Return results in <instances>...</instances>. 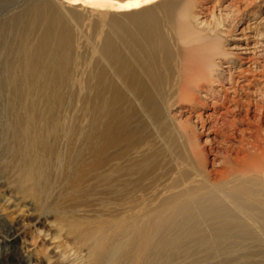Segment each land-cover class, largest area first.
<instances>
[{
	"label": "rangeland",
	"instance_id": "rangeland-1",
	"mask_svg": "<svg viewBox=\"0 0 264 264\" xmlns=\"http://www.w3.org/2000/svg\"><path fill=\"white\" fill-rule=\"evenodd\" d=\"M26 1L21 0L8 12L0 11V26L3 25L0 27V264H85L86 261L90 264V260L99 262L101 258L105 259L104 264H264V233L252 228L251 221L242 227L243 230L226 235L220 241L215 239L218 243L212 241L202 246L192 243L185 247L151 250L138 261L134 257L139 255L137 251L123 254L112 242L121 223L117 209L106 203L102 186L98 185L99 177L107 182L114 177L113 174L100 172L93 175L94 179L71 187L72 167L78 166L72 162L73 158L79 160L76 158L79 156V161L87 160V145L81 135L89 129V121L97 117L93 110L97 113L96 110L103 108L114 113L116 119L111 123L117 131L112 134L120 139L110 149L118 155L112 167L129 165L128 156L120 157L124 154H153L164 173L161 181L156 183L154 197L157 200L184 190L187 191L184 200H193L191 194L197 191L204 194V199L211 192L210 187L217 182L220 172L226 169V158L233 155V147L239 142L240 133L237 134L236 130L233 137L225 140L217 131L226 126L223 121L232 122L240 116L229 112L235 105L223 99L226 94L224 86L228 85L227 79L232 78L229 66L233 65L236 71L255 66L254 61L246 59L247 55H240L233 48L239 43L264 46V0H148L143 7L113 13L121 15L153 9L167 35L171 33L179 40V43L174 40L175 45L181 47L185 42L198 45L199 39L216 43L208 52H214L217 59L215 63L206 64L205 68L211 69L212 80L214 77L223 78L224 85H217L219 82L206 84L204 79L197 78L194 82L198 89L191 92L192 99L180 100L175 95L165 107L166 112L164 108L163 119L155 123L150 121L153 110L141 109L142 99L140 102L135 100L136 103L131 100L125 103L120 99L116 105H105L98 98L106 81L114 82L120 91L126 90L115 68L99 53L108 30L106 21L109 18L106 17L114 11L113 8L89 3L86 6L70 5L69 0H66L68 3L51 0L65 18L52 24L56 25L55 37L68 52L70 84L61 86L60 92L63 100L72 104V110L59 111L61 119L58 118L55 124L58 129L56 137L52 131L54 125L44 130L54 149L51 147L41 155L37 149H32L29 140L23 139L30 138L28 133H24L27 125L21 124L25 119L28 121V114L15 96L17 89L13 93L11 89L20 86L22 78L14 67L7 68L5 64L14 65L18 58V37L23 22L17 19L27 10L29 4ZM25 14L28 15V11ZM48 15L51 16L50 13ZM173 23L187 25V29L182 31L185 41L173 31ZM257 47L255 58L264 56V47ZM75 51L77 55H74ZM262 65L257 66L263 69ZM205 84L220 93L218 104L213 103V96L204 92L207 89ZM256 88L254 85L250 90L245 87L252 94L243 100L248 102L260 98L253 95ZM127 95L132 99L131 92ZM45 112L47 110L43 109ZM105 115L101 118L106 122L110 115ZM236 127L242 129L243 126ZM33 135L36 134L33 132ZM34 157H38L35 165L32 162ZM234 181L238 186L233 192L236 196L238 194L246 201H260L251 190L262 189L257 175ZM217 222L210 220L203 229L210 231Z\"/></svg>",
	"mask_w": 264,
	"mask_h": 264
},
{
	"label": "bare ground",
	"instance_id": "bare-ground-1",
	"mask_svg": "<svg viewBox=\"0 0 264 264\" xmlns=\"http://www.w3.org/2000/svg\"><path fill=\"white\" fill-rule=\"evenodd\" d=\"M147 1L69 0V4L82 6H86V3L100 4V7L113 8L114 11L106 17L109 18L106 21L108 30L104 34L99 53L109 65L115 68L126 90L120 91L114 82L106 81L98 98L105 105H116L120 99L125 103L129 100L140 102L142 99L144 103L143 105L141 103L142 108H140L152 109L153 113L150 114L151 119H149L155 123L163 119L164 108L172 102L175 95L180 100L192 99L191 92L198 89V84L194 82L197 78L201 77L206 84L213 82L216 85L214 82H219L217 85L220 86L224 85L222 84L224 80L215 77L212 80L211 69L205 68L206 64L215 63L217 59L214 52H208V49L214 48L216 43L204 40L202 42L199 39L198 45L186 42L181 47L175 45L176 38L171 33L167 35L153 9L130 14H113L143 7ZM20 2L21 0L14 3L11 0H0V11L8 12L12 7H17ZM26 2L29 4L27 10H24L17 19L23 22L20 25L18 37V58L14 65L5 64L8 65L7 68L14 67L22 78L21 85L13 86L11 89L12 93L17 89L15 96L29 115L26 116L28 121L25 119L21 124L27 125L24 133H28L30 138L23 139L29 140L32 149H37L36 152L41 155L51 147L54 149V146L49 144L50 141H47L44 130L55 126L61 109L63 113L64 110H72V104L65 102L60 92L61 86L70 84L67 62L69 57L68 52L55 37L56 25L52 24L54 21V23H60L65 19L60 15L58 5L51 0H27ZM65 3L68 1L65 0ZM26 11L30 15H26ZM49 13L51 16H47ZM2 26L1 24L0 27ZM173 27L175 29L173 31L180 35V40H184L182 31L187 29V25L173 23ZM249 45V43L246 46L239 43L233 49L238 50L240 55H247L246 59L250 62L254 61L255 66L248 69H241L240 66L238 67L240 71H236L233 65L229 66L232 78L227 79L228 85L224 86L226 94L223 99L235 105L232 110L228 108L229 112L235 113L234 116H240L232 121L234 123L223 121L222 124L226 126L217 130L221 133L223 140L226 137H233L237 131V134L240 133L239 142L233 147V155L226 158V167H224L226 169L223 172L219 171L217 182L210 187L211 192L207 193L204 199H202L204 194L197 191L191 194L193 200H184L187 192L184 187V192L157 200L154 197L157 192L156 183L161 181L164 173L153 154L145 153L138 156L124 154L120 157L128 156L127 161H131L129 165L112 167V162L118 159V155L110 149L120 142V139L113 135L117 128L112 125L111 120L116 118L113 112H107L103 108L96 110L97 113L93 110L97 117L89 121V129L81 135L87 145V160L81 162L79 161L81 158L75 156L79 160L73 158L72 162L78 166L75 165V169L72 167V172L68 170L72 175L71 187L94 179L93 177L101 174L100 172L111 173L115 177L107 182H104L105 178L99 177L100 185L98 186H102L106 203L111 204L112 208L118 211L121 226L115 232L116 237L112 241L115 242L118 252L132 254L137 251L139 255L134 257L138 260L151 250L185 247L192 243L199 246L209 245L212 241L218 243L226 235L243 230L242 227L250 223L249 221L252 222V228L264 233V84H262L264 83V65H262L263 69L257 66L264 64V56L255 58L254 52L257 46ZM2 54L4 55V52ZM74 55H77L76 51ZM5 57L8 56L5 55ZM259 59H263L262 62ZM258 75L262 78H257ZM206 84L207 89L204 92L207 91L206 94L213 96V103L218 104L220 93L214 88L210 89L209 84ZM252 85L257 87L253 95L257 94L256 97L260 98L247 102L243 100L244 97H249L252 93L246 91L245 87L250 90ZM130 92L132 99H129L127 95ZM108 94H110L109 97H107ZM247 106L248 108L245 109ZM253 107L255 111H252ZM43 109L47 112L43 113ZM252 113H255V116H252ZM105 114L110 115L106 122L101 118L106 116ZM236 124L243 126L242 129L237 128ZM57 130L56 126L52 127L55 137ZM33 132L36 135H33ZM36 158H33V164L38 162V157ZM52 159L54 160V157ZM253 174L257 175L262 182L260 184L262 189H258L259 191L248 188L253 194L255 193L254 196L260 198V201L258 199L256 202L253 199L246 201L240 195L236 196L233 193L238 189L234 180ZM210 220L218 222L216 225L213 224L211 229L209 228L210 231L204 230L203 225ZM101 259L99 262L90 260V264H100V262L104 264L105 259ZM86 263L88 264L87 261Z\"/></svg>",
	"mask_w": 264,
	"mask_h": 264
}]
</instances>
